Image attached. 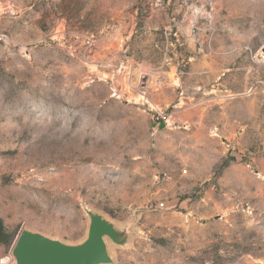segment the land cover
Returning a JSON list of instances; mask_svg holds the SVG:
<instances>
[{"label":"rangeland","instance_id":"1","mask_svg":"<svg viewBox=\"0 0 264 264\" xmlns=\"http://www.w3.org/2000/svg\"><path fill=\"white\" fill-rule=\"evenodd\" d=\"M91 215L96 264H264V0H0L2 253Z\"/></svg>","mask_w":264,"mask_h":264},{"label":"water","instance_id":"2","mask_svg":"<svg viewBox=\"0 0 264 264\" xmlns=\"http://www.w3.org/2000/svg\"><path fill=\"white\" fill-rule=\"evenodd\" d=\"M112 234V225L97 215L90 216L87 237L77 246H68L38 233L22 231L12 249L14 264L103 263L107 257L102 237Z\"/></svg>","mask_w":264,"mask_h":264},{"label":"trees","instance_id":"3","mask_svg":"<svg viewBox=\"0 0 264 264\" xmlns=\"http://www.w3.org/2000/svg\"><path fill=\"white\" fill-rule=\"evenodd\" d=\"M12 241V234L4 226L2 219L0 218V244L7 246Z\"/></svg>","mask_w":264,"mask_h":264},{"label":"built area","instance_id":"4","mask_svg":"<svg viewBox=\"0 0 264 264\" xmlns=\"http://www.w3.org/2000/svg\"><path fill=\"white\" fill-rule=\"evenodd\" d=\"M160 206H162V204ZM2 250L3 247L2 244H0V264H14L15 259L12 255V249L10 248L6 253H2Z\"/></svg>","mask_w":264,"mask_h":264}]
</instances>
